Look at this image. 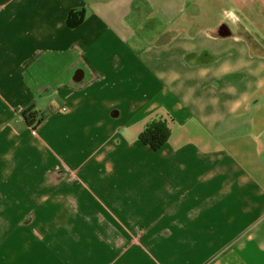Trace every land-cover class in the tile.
<instances>
[{"label":"crops","instance_id":"obj_1","mask_svg":"<svg viewBox=\"0 0 264 264\" xmlns=\"http://www.w3.org/2000/svg\"><path fill=\"white\" fill-rule=\"evenodd\" d=\"M13 1L0 0V264H264V159L256 139L238 134L239 117L264 86L263 69L225 56L236 44L214 36L181 35L145 51L135 0H30L8 9ZM149 1L166 21L184 6ZM74 7L86 17L72 29L66 17ZM202 44L221 60L185 62ZM238 69L249 72L243 85L224 80ZM167 95L194 119L165 147L154 190L156 155L110 139L138 133ZM226 114L239 125H222L216 138L215 121ZM85 159L82 179L62 173ZM138 167L149 175L126 173ZM98 196L99 205L90 201ZM139 227L167 236L146 242Z\"/></svg>","mask_w":264,"mask_h":264},{"label":"flooded vegetation","instance_id":"obj_2","mask_svg":"<svg viewBox=\"0 0 264 264\" xmlns=\"http://www.w3.org/2000/svg\"><path fill=\"white\" fill-rule=\"evenodd\" d=\"M216 3L217 7L224 9L228 3L234 5L233 8L224 11V16H218L217 20L209 25L210 23L205 19L206 11L198 7L197 3L199 0H182L183 10L179 17L174 21H166L165 17L159 10L154 8L151 9V2L149 0H135V17L136 20L140 21L141 35L144 37L146 42L145 51L151 52L157 48L169 47L172 41L176 37L181 35H190L197 37L199 35L214 36L219 40H227L233 42L236 45L231 46L225 52V56L239 59L245 58L253 61L254 66H259L263 69L264 76V1L262 0H208ZM30 0H15L7 4V8L11 9L12 6L19 3L21 6H27ZM15 9V8H13ZM83 7L71 8L67 14L66 20L71 21L68 26L72 29L77 26H72L74 22H79L83 16ZM5 10L4 12H6ZM221 11V10H220ZM149 12V16H147ZM221 19V20H220ZM209 25V26H208ZM221 60L220 55L213 54L210 50V44H202L196 50L191 52V55L185 57V62L197 66H208ZM166 69H170L171 63L167 62L164 66ZM249 72L245 69L236 70L229 73L224 80L234 81L239 85H243L249 78ZM150 84H156L160 90L165 88V82L160 78L155 77L153 74H148ZM54 86V82L48 87V89ZM55 88H59V84ZM177 102L173 95H167L160 99L155 104L156 111L149 112L142 120V128L138 133H133L130 136H113L110 139L112 146H128L131 149H138L140 151L149 152L154 159L153 171L157 173V176L161 177L157 179L155 176L151 178L152 186L154 190H159L162 185L163 177V151L171 143L172 137H179L181 131L187 125L188 122L192 123L194 115L191 107H185L180 111H175ZM264 104V86L261 88L259 93L254 96L249 105L248 111L243 116L239 117L242 119L241 125L248 124L250 129L251 125L249 119L257 114L256 109L260 108ZM154 104L149 103L148 108ZM118 117L124 120L126 123L135 122L134 119L129 118L125 115L122 108L115 109ZM29 119L33 116L29 114L25 115ZM42 119V118H41ZM85 121V117H81ZM33 120V119H32ZM40 120V119H39ZM38 120V122H39ZM37 122V120H36ZM190 133L188 137L194 135V129H189ZM185 132V131H184ZM168 133V139L164 142V134ZM183 146L187 145L186 141L182 142ZM88 160L80 162L76 168L69 167L67 165L61 170L65 176L76 175L80 179L90 172L87 165ZM76 169L74 172L73 170ZM130 175H136L137 177L149 175V170L143 167L129 168L126 172ZM121 182L124 181L122 177L119 179ZM168 181V179H167ZM170 181V180H169ZM70 184V183H69ZM119 184H117L118 186ZM148 184L145 180L141 183V188L147 189ZM92 203L99 205L100 197H95ZM131 235V232L128 233ZM140 239L146 242L162 241L164 234L160 232L157 237L155 234L143 232V227H139ZM146 235V236H145ZM59 253H63L59 250Z\"/></svg>","mask_w":264,"mask_h":264},{"label":"rangeland","instance_id":"obj_3","mask_svg":"<svg viewBox=\"0 0 264 264\" xmlns=\"http://www.w3.org/2000/svg\"><path fill=\"white\" fill-rule=\"evenodd\" d=\"M262 1H264V0H262ZM197 5L199 8L202 7V9L206 11L205 19L210 23L209 25L213 24L217 20L218 16L223 17L224 11L234 7V5L232 3H228L226 6H224V9H221L220 6L219 7L216 6V3L208 1V0H199ZM230 108H232V106L228 105L227 109H230ZM256 112H257L256 117L249 121L252 129H250L248 124H244L240 128V130L238 131V134L241 135V134H244L245 132H247L244 135L248 134L249 137H252V138L257 140V142L260 144L259 156H260V159L263 160L264 159V137L262 136V132L264 131V104L260 108L256 109ZM39 116L40 117H38V119H41L42 118L41 115H39ZM224 116H228V118L225 119L224 121H223V118L222 119H220V118L216 119V121H215V124L218 127L215 130V134H214V137H216V138H220L219 135L221 134V132H219V130L222 127V125H225L224 126L225 129L233 128V127L239 125L240 120L235 117L236 114H230V115L226 114ZM212 120L213 119H211V121ZM191 124L192 123H189V125H191Z\"/></svg>","mask_w":264,"mask_h":264},{"label":"trees","instance_id":"obj_4","mask_svg":"<svg viewBox=\"0 0 264 264\" xmlns=\"http://www.w3.org/2000/svg\"><path fill=\"white\" fill-rule=\"evenodd\" d=\"M85 17H86V11L84 10V11H83L82 19H81L79 22H74V23H72V24H73L72 26H78V25H80L81 23H83ZM70 23H71V21L68 20V24H69V25H70ZM25 115H27V113H25ZM26 118H27V122H29V124L33 125L34 120L29 119V117H27V116H26ZM34 124H35V123H34ZM168 137H169V136H168V133L164 134V142H165V140L167 141Z\"/></svg>","mask_w":264,"mask_h":264},{"label":"built area","instance_id":"obj_5","mask_svg":"<svg viewBox=\"0 0 264 264\" xmlns=\"http://www.w3.org/2000/svg\"><path fill=\"white\" fill-rule=\"evenodd\" d=\"M33 134H34L35 136H37V134H36L35 132H33Z\"/></svg>","mask_w":264,"mask_h":264}]
</instances>
